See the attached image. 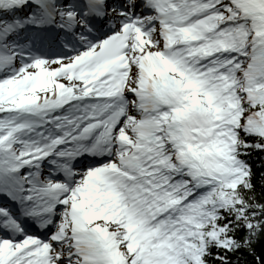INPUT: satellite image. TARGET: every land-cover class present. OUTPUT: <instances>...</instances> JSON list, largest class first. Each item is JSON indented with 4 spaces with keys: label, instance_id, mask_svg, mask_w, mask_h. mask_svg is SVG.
I'll return each mask as SVG.
<instances>
[{
    "label": "snow or ice",
    "instance_id": "1",
    "mask_svg": "<svg viewBox=\"0 0 264 264\" xmlns=\"http://www.w3.org/2000/svg\"><path fill=\"white\" fill-rule=\"evenodd\" d=\"M0 264H264V0H0Z\"/></svg>",
    "mask_w": 264,
    "mask_h": 264
}]
</instances>
